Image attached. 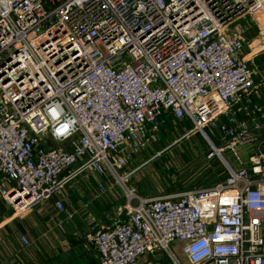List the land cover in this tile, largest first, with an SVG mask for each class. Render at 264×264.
<instances>
[{
	"label": "built area",
	"instance_id": "built-area-1",
	"mask_svg": "<svg viewBox=\"0 0 264 264\" xmlns=\"http://www.w3.org/2000/svg\"><path fill=\"white\" fill-rule=\"evenodd\" d=\"M253 27L264 40V0H0L2 202L21 217L53 199L61 213L65 187L91 176L95 198L114 186L125 197L123 220L88 215L97 264H145L155 251L172 264H264V70L245 55ZM167 118L204 137L223 179L138 194L127 167Z\"/></svg>",
	"mask_w": 264,
	"mask_h": 264
},
{
	"label": "rangeland",
	"instance_id": "rangeland-1",
	"mask_svg": "<svg viewBox=\"0 0 264 264\" xmlns=\"http://www.w3.org/2000/svg\"><path fill=\"white\" fill-rule=\"evenodd\" d=\"M245 55L254 61L257 69L264 70V40L254 27L247 38ZM190 128L189 121L165 119L155 141L129 162L127 168L130 180L139 195L162 196L203 188L226 176L221 160L214 156L208 157L211 147L204 137L200 133H186ZM260 138L264 140V128L260 132ZM253 150L252 146L237 148L245 164L248 163V156ZM223 154L234 166L238 165L229 151H224ZM72 184L71 187H65L61 197L66 208L61 214L71 218V223L59 227L60 232H57L56 240L58 243L61 240L62 243H68L69 250L62 253L56 248L59 252L57 256L44 259L36 256L34 248L31 249L29 244L25 249L27 251L21 252L22 264H90L89 258H96L98 261L94 246L80 238L94 226L88 215H94L99 225H110L115 217L123 220L125 215L120 208L125 203V197L120 187L114 186L95 198L96 179L91 176L77 177ZM45 202L52 204L51 199ZM118 211L119 215L116 216ZM178 246L174 245L177 251ZM180 257L181 263L187 264L186 260ZM142 260L145 264H172L170 257L164 252L155 251L144 256Z\"/></svg>",
	"mask_w": 264,
	"mask_h": 264
},
{
	"label": "crops",
	"instance_id": "crops-1",
	"mask_svg": "<svg viewBox=\"0 0 264 264\" xmlns=\"http://www.w3.org/2000/svg\"><path fill=\"white\" fill-rule=\"evenodd\" d=\"M51 200V205L44 202L18 217L0 199V264H22L21 252L27 251L25 250L27 245H23L20 240L22 235L27 237L30 248H34L36 256L40 258L57 256L59 252L56 248L62 253L69 250V245L65 241L56 242L57 232H60L57 222L59 220L61 225H64L69 223L71 218L57 212L53 206V199ZM73 237H75L74 234ZM80 238L84 240V237ZM96 261V258H89L88 262L97 264Z\"/></svg>",
	"mask_w": 264,
	"mask_h": 264
}]
</instances>
